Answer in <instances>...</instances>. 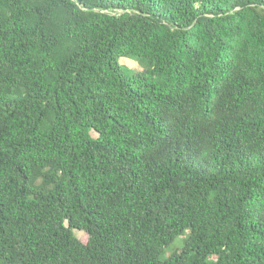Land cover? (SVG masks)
Masks as SVG:
<instances>
[{
  "label": "trees",
  "instance_id": "16d2710c",
  "mask_svg": "<svg viewBox=\"0 0 264 264\" xmlns=\"http://www.w3.org/2000/svg\"><path fill=\"white\" fill-rule=\"evenodd\" d=\"M0 264H264V0H0Z\"/></svg>",
  "mask_w": 264,
  "mask_h": 264
},
{
  "label": "rangeland",
  "instance_id": "374dc122",
  "mask_svg": "<svg viewBox=\"0 0 264 264\" xmlns=\"http://www.w3.org/2000/svg\"><path fill=\"white\" fill-rule=\"evenodd\" d=\"M120 63L124 65L128 75H132L134 72H138L143 69V66L139 62L132 61L130 59L122 58L120 60ZM92 135L95 136L94 133H92ZM74 234L81 242H87L88 236L86 233L74 230ZM177 249L179 250V247H177L176 245L172 246V250Z\"/></svg>",
  "mask_w": 264,
  "mask_h": 264
}]
</instances>
